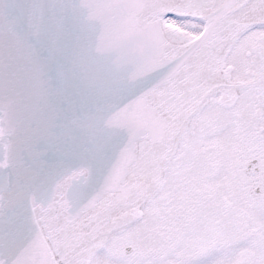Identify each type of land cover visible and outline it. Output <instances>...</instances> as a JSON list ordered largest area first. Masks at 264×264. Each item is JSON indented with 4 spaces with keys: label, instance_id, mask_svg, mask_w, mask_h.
Returning a JSON list of instances; mask_svg holds the SVG:
<instances>
[{
    "label": "snow or ice",
    "instance_id": "obj_1",
    "mask_svg": "<svg viewBox=\"0 0 264 264\" xmlns=\"http://www.w3.org/2000/svg\"><path fill=\"white\" fill-rule=\"evenodd\" d=\"M0 264H264V0H0Z\"/></svg>",
    "mask_w": 264,
    "mask_h": 264
}]
</instances>
